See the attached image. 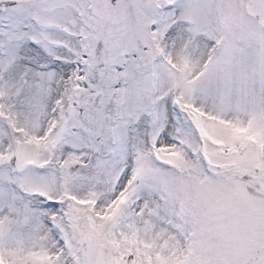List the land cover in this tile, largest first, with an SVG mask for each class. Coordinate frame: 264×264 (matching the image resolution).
<instances>
[{
	"label": "snow or ice",
	"instance_id": "obj_1",
	"mask_svg": "<svg viewBox=\"0 0 264 264\" xmlns=\"http://www.w3.org/2000/svg\"><path fill=\"white\" fill-rule=\"evenodd\" d=\"M0 264H264V0H0Z\"/></svg>",
	"mask_w": 264,
	"mask_h": 264
}]
</instances>
